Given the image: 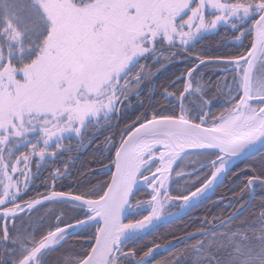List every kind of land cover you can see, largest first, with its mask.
<instances>
[{
	"label": "snow or ice",
	"instance_id": "1",
	"mask_svg": "<svg viewBox=\"0 0 264 264\" xmlns=\"http://www.w3.org/2000/svg\"><path fill=\"white\" fill-rule=\"evenodd\" d=\"M0 264H264V0H0Z\"/></svg>",
	"mask_w": 264,
	"mask_h": 264
}]
</instances>
